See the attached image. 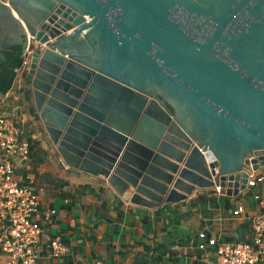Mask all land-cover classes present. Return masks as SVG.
Listing matches in <instances>:
<instances>
[{"label": "water", "instance_id": "obj_1", "mask_svg": "<svg viewBox=\"0 0 264 264\" xmlns=\"http://www.w3.org/2000/svg\"><path fill=\"white\" fill-rule=\"evenodd\" d=\"M28 44L68 172L156 208L264 165V0H0V100Z\"/></svg>", "mask_w": 264, "mask_h": 264}, {"label": "crops", "instance_id": "obj_2", "mask_svg": "<svg viewBox=\"0 0 264 264\" xmlns=\"http://www.w3.org/2000/svg\"><path fill=\"white\" fill-rule=\"evenodd\" d=\"M27 86L24 81V96ZM16 89L4 94L0 109L13 116L18 109L14 120L23 118L24 130L36 128L41 146L49 151L31 185L39 195L41 212L56 211L52 222L43 224L36 264H91L94 260L104 264H214L213 253L204 254L197 248L199 231L219 240H251V217L257 208L250 194L229 197L204 189L194 191L187 200L149 208L131 203L102 177L68 172L43 129L32 97L34 115ZM16 164L20 176L31 173L25 163ZM239 204L244 205V212L233 216ZM55 235L69 246L64 256L56 257L49 249ZM0 264H4L2 254Z\"/></svg>", "mask_w": 264, "mask_h": 264}, {"label": "built area", "instance_id": "obj_3", "mask_svg": "<svg viewBox=\"0 0 264 264\" xmlns=\"http://www.w3.org/2000/svg\"><path fill=\"white\" fill-rule=\"evenodd\" d=\"M32 51L28 44L21 52L20 66L14 70L13 85L19 90ZM23 130V118L15 121L13 114L0 109V254L4 256V264H36L43 224L51 223L56 213L53 208L41 212L39 195L31 185L33 175L17 173L16 160L26 162L29 153ZM247 173L245 191L251 189L250 198L257 208L251 217V240H219L199 231L197 248L204 254L213 253L214 264H264V165ZM243 212L244 205L239 204L232 214L239 216ZM49 249L56 257L69 252L68 244L60 235L50 240ZM91 264L104 263L94 260Z\"/></svg>", "mask_w": 264, "mask_h": 264}, {"label": "trees", "instance_id": "obj_4", "mask_svg": "<svg viewBox=\"0 0 264 264\" xmlns=\"http://www.w3.org/2000/svg\"><path fill=\"white\" fill-rule=\"evenodd\" d=\"M22 62V58L20 55V58L16 64L17 68L18 66H20ZM14 79H15V71L13 72L9 85L5 91V93H7L14 84ZM24 81L28 84V81L26 79H24ZM4 93V94H5ZM23 100H21V102L26 101L28 102V106H29V112L34 115L35 112L33 110V106H30L31 104V97H30V90L29 87L27 86V91H25V96L23 94ZM20 101V100H19ZM17 127H19L20 125H16ZM23 139L25 141H27L29 143V153H28V160L26 162H24L26 164V168H28V170L32 173V175L34 176L36 174V168L38 165L44 163L47 159H48V154L49 151L41 146L40 143V139L37 136V132H36V128H31V129H25L23 130ZM30 173V174H31Z\"/></svg>", "mask_w": 264, "mask_h": 264}, {"label": "rangeland", "instance_id": "obj_5", "mask_svg": "<svg viewBox=\"0 0 264 264\" xmlns=\"http://www.w3.org/2000/svg\"><path fill=\"white\" fill-rule=\"evenodd\" d=\"M14 87H15V85H13V89H14ZM21 95H22V99L21 100H23V94H24V80H23V82H22V86H21V89L19 90L18 88L16 89ZM16 90H14V93H15V95H17V94H19ZM17 100V99H16ZM1 107V106H0ZM23 109H24V107H23ZM2 111H5L4 110V108H2L1 109ZM16 114L18 113V109H16L15 111H14ZM14 113V116H16V114ZM18 162V164H22V162L20 161V160H16V163ZM250 192H251V189H248V190H246V191H244V192H242V195H248V194H250Z\"/></svg>", "mask_w": 264, "mask_h": 264}]
</instances>
